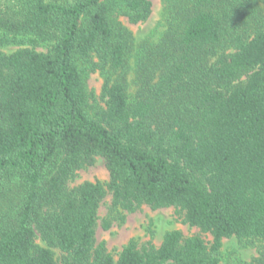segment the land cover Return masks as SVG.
I'll use <instances>...</instances> for the list:
<instances>
[{
  "label": "trees",
  "instance_id": "trees-1",
  "mask_svg": "<svg viewBox=\"0 0 264 264\" xmlns=\"http://www.w3.org/2000/svg\"><path fill=\"white\" fill-rule=\"evenodd\" d=\"M163 2L167 29L136 52L119 15L145 21L151 0H0V47L18 46L0 50V264H58L53 248L61 264H220L225 237L264 240V0ZM97 155L109 183L69 187ZM108 190L181 209L212 245L175 229L115 259L96 245Z\"/></svg>",
  "mask_w": 264,
  "mask_h": 264
},
{
  "label": "rangeland",
  "instance_id": "rangeland-1",
  "mask_svg": "<svg viewBox=\"0 0 264 264\" xmlns=\"http://www.w3.org/2000/svg\"><path fill=\"white\" fill-rule=\"evenodd\" d=\"M151 1L152 11L145 21L132 23L127 16L119 15L120 21L132 31L136 52L139 42L144 37L150 36L154 41H157L168 27L163 0ZM16 48L18 46L10 45L0 47V50L10 52ZM49 48V45H43L36 49L47 51ZM104 81V75L100 70L90 72L87 78V86L91 94L90 101L95 109H97V105L104 104L102 98ZM86 180L109 183L110 171L102 156H95L93 164L85 165L76 170L69 179L68 186L74 187ZM106 223H110L108 228L105 227ZM175 229L181 231L184 236L200 235L209 247L212 245L213 235L186 222L184 211L181 209L175 206L152 208L150 205L142 204L137 209L130 211L115 206L113 194L108 190L99 208L96 224V245L105 243L106 251L117 259L119 253L131 239L136 241L138 248L149 244L158 247L162 243L165 233ZM35 242L40 246L46 245L38 232ZM263 245L264 240L259 238L225 237L218 253L220 264H249L258 255ZM53 250L58 264H61L64 253L58 248H53Z\"/></svg>",
  "mask_w": 264,
  "mask_h": 264
}]
</instances>
